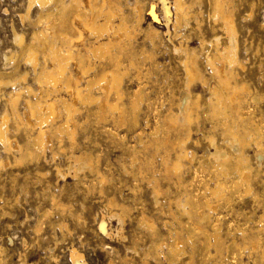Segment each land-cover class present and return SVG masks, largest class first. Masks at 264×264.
Here are the masks:
<instances>
[{
    "label": "rangeland",
    "instance_id": "1",
    "mask_svg": "<svg viewBox=\"0 0 264 264\" xmlns=\"http://www.w3.org/2000/svg\"><path fill=\"white\" fill-rule=\"evenodd\" d=\"M138 1L144 8L143 29L149 31L152 26L159 29L161 34L154 39L155 46L142 31L136 32V36L130 40L137 51L134 61L139 66H127L128 72L122 84L128 95L123 100L128 121L126 125L117 124L116 114L109 110L98 114V104L81 102L71 127L76 126L75 141L68 134L54 129L67 117L61 112L58 122L48 127L52 128L51 150L40 160L24 159L18 163L16 159L21 158L24 152L11 148L5 151L0 143V158L10 161V165L0 167L1 264H74V250L83 256L78 264H264V258L253 253L249 245L253 239L260 240L264 245V222H260V217L264 215V160L257 158L256 145L251 144L245 152L250 159L249 164L253 165L252 193L246 194L244 187L239 186L236 193H228V201L216 202L212 199L218 206L216 211L211 212L212 223L220 218L219 242L212 235L214 232L209 223L205 222L203 231L196 230L199 213L195 212L191 217L177 206V202H185L188 195L197 196L201 203L205 202L203 197L210 199L205 189L208 184L214 189V183L217 184L219 180L229 182V185L237 181L236 175L219 177L213 168L214 160L210 155L215 150L209 137L213 136L214 143L220 148H228L230 154L236 153L237 144L230 136L223 135L222 129L224 123L233 125L236 117L229 109L226 116H216L210 111L206 102L210 98L207 86L199 82L192 86L193 95L201 96V107L195 111L199 118L190 128L184 125V117L180 114L177 125H170L164 118L178 114L187 93L181 56L174 55V45H179L189 36L191 48L201 49L202 34L206 38L205 52L214 53L216 39H219L221 46L228 41L221 23L211 17L213 0H201L198 6L195 5V11H202L198 16L199 20L202 19L201 29H198L197 21L193 18L188 25L183 24L176 31L175 0ZM232 1L229 9L234 14L239 56L244 63V68L238 69L239 79L250 89V93L244 95L242 107L245 110L242 114L250 125L253 123L252 126L262 128L260 140L264 143V0ZM136 2L122 0L123 12L116 16L115 21L119 22L122 13L133 21L135 13L132 6ZM27 9L28 0H0V70L13 71L10 75L13 77L26 74L27 81L21 85L30 88L27 89L29 93H22V98L36 101L37 92L33 93L31 89H37L36 80L42 69L38 67L35 72L25 63L13 32L15 29L29 40L33 31L39 29L33 22L39 15V6L32 8L31 20H23L21 16L27 13ZM103 9L106 13V6ZM104 13L101 20L105 19ZM92 38L93 35L89 36V39ZM143 51L152 53L155 59L145 58ZM13 54L16 57L8 61L11 64L8 67L12 68L5 71V55L10 58ZM200 54L201 66L211 79L206 54L201 51ZM124 60L128 65L127 56ZM107 61L98 65L91 77L111 68ZM88 80H84L83 85H87ZM210 83L216 82L211 79ZM139 86L143 87L145 97L139 103V125L135 126L130 120L133 109L129 95ZM41 87L45 89L44 100L67 97L53 86L43 84ZM94 89L95 94L100 93L98 88ZM2 90L6 94L15 88L7 86ZM4 103L0 104V114L4 113ZM24 105L23 101L17 105L20 114L26 111ZM101 116L104 119L100 121ZM157 125L160 131L152 134ZM8 127L11 130L9 137L27 150L37 126L28 129L18 118H13ZM189 129L192 136L186 147L189 151H195L197 156L191 163L186 162L185 184L181 186L176 179L166 175L164 160L167 158L172 162L175 159L178 148L174 143L178 138H188ZM139 132H144V143L138 139ZM74 156H83L87 160L92 158L94 164L91 168L79 166L77 171L70 169ZM206 169L208 172H203ZM98 171L108 178L105 183L100 182ZM194 173L203 179L198 176L192 182L196 176ZM156 190L160 194L157 195ZM53 197L63 207L55 205ZM113 198L126 210L123 217H120L121 210L108 204ZM201 211L208 212L206 208ZM143 215L155 222L156 236L141 224ZM39 225L40 230L37 229ZM101 225L104 229H101ZM162 239L166 241L165 245L160 250V256L154 257L150 253V246L154 240ZM178 240V254L174 256L170 249L176 248Z\"/></svg>",
    "mask_w": 264,
    "mask_h": 264
},
{
    "label": "bare ground",
    "instance_id": "2",
    "mask_svg": "<svg viewBox=\"0 0 264 264\" xmlns=\"http://www.w3.org/2000/svg\"><path fill=\"white\" fill-rule=\"evenodd\" d=\"M199 3H201V0H175V31L183 24L188 25L189 20L193 18L197 21L199 26L198 29H201L200 21L202 19L199 20V14H202V11L200 10L197 12L194 10L195 5ZM232 3V0H213L211 17L215 22L221 23L222 28L226 31L228 36L227 43L222 46L219 39L214 41V53L205 52L206 38H204L202 34L200 36L201 49L191 48L189 45V36L184 39L182 38L184 42L179 43V45H174V51L176 53L174 55H178V57L181 56L180 63L185 71V88L187 93L185 98H182V106L178 114L164 117L165 121H168L170 125H177L179 119H181L179 117L180 114L184 117V125L189 126V128L198 120L199 114L196 113V110L201 107V96H194L191 90L193 84L197 82L209 88L210 98H208L206 102H208L210 111L213 114L216 116L218 114L226 116L227 109L235 113V123L233 125L231 123H224L222 129L223 135L230 136L233 143L237 144L238 150L235 149L237 152L230 154L227 151L228 148L227 150L220 148L214 143L215 138L213 136L209 137V142L212 144L213 150H215L211 153L210 157L214 160L213 168L217 172V175L219 177L223 176V178L236 175L237 181L234 180L233 183L229 185V182L227 183L218 179L219 181L217 184L216 182L214 183L216 185L214 189L208 184L205 189L212 198L210 197V199H208V197H203L205 198L204 203H201V200L198 201V197L194 195H188L185 202H183V200L177 202L178 208L183 213L191 217L192 215L194 216L195 212L199 213V221L195 223L196 230L200 232L203 231L205 222L209 223L214 232L212 235L216 238L217 242H219L220 218L216 219V223H212L211 212L216 211L218 208L212 199H215L216 202H221L222 200L228 201L230 200V197H227L228 193L237 191L239 186H242V188L244 187L246 194L252 193L251 182L253 180V165L251 166L249 164L250 159L245 153L246 149L251 147V144L256 145V149H258L257 158L259 160H264V143L260 140L262 128L260 126H252L253 123L250 125L242 114L243 110H245L242 107L245 101L244 95H246L250 89L239 79L240 75L238 69L244 68V63L239 56L237 26L234 20V14L233 11L229 9ZM35 5L39 6V15L33 22L39 29L33 31L29 40H26L25 35L19 34L15 29H13V32L14 41L20 49L19 51H21L25 63L30 65L35 72L38 67L42 69L41 73H38L39 75L36 80L37 89H31L33 93L37 92L35 94L36 101L22 98V93H29L27 89L30 88V86L25 87L21 85L27 81L26 74L23 73L13 77L10 76L13 71L2 72V70H0V104L5 101L4 113L0 114V143L4 146L5 151L11 148L19 152H24L21 158L16 159L18 163H21L24 159L40 160L41 157H44L47 152L51 150L52 128L48 127L58 122L57 119L61 112H64L67 117L62 123L56 124L54 129L61 134H68L71 136L72 140L75 141L76 126H74V128L71 127L74 124L73 116L77 111L78 104L81 102L84 104H98V114L99 112L101 113L109 110L114 113V115L116 114L117 124L126 125L128 121L125 116L126 107L123 104V100L126 99L128 95L124 91L122 84L128 72L127 66L137 67L139 64L135 62L136 60L134 61V56L137 55V51L133 44L130 43V40L136 36V32L142 31L146 32L145 34H147V37L152 40L151 43L155 46L154 39L161 34L159 29L152 26L149 27V31L143 29L141 24L144 18V8L138 0L133 6L131 5L135 13L134 20L130 21L129 18L122 13L119 22H116L115 19L118 14L123 12L122 0H28L27 13L21 16L23 20H31L30 12ZM104 6H106L107 9L106 13L103 11ZM70 11L72 13L69 16ZM103 13L105 19L101 20L100 18H102ZM152 13L155 15L154 11ZM91 35H93L92 40L89 39ZM173 40L174 39L171 37V41ZM159 46L160 45H158L157 48H159ZM200 51L206 54V65L211 70L210 77L216 82L215 84L210 83L211 79L207 77L205 72L206 69L201 66ZM143 54L145 58L155 59L152 53L143 51ZM125 56L129 59L127 61L128 65L125 64ZM15 57L14 54L11 55L10 58L5 55V71L12 68L8 67L11 65L8 61ZM41 59H43L42 63ZM107 60H109L111 68L105 69L99 74L91 77V74L95 72L98 65ZM88 78L87 85H83V81ZM43 84L53 86L57 92L63 91L67 97L63 96L55 100H44L45 89H41V85ZM7 86H11L15 88V90L3 94L2 88ZM94 88H98L100 93L95 94ZM144 97L142 86H139L129 95L133 109L130 120L135 126L139 125L137 110L140 105L139 103ZM21 101L24 102L26 109L23 114H20L17 110V105ZM13 118H18L28 129L37 126L35 127L36 133H34L31 138V146L27 150H24L17 141L12 140L8 135V133L11 132L8 123ZM99 119L101 121L104 117L101 116ZM159 131L160 126L157 125L155 129H153L152 134H156ZM189 131L188 138H178L175 141L174 145L178 148V150H176L175 159L172 162L167 158L164 160L166 175L171 179H176V182L181 186L185 184L183 177L186 173V162L191 163L197 156L195 151H189L186 147L192 136V130L189 129ZM143 134L144 132L137 133L140 142H143ZM224 144L222 143V145ZM72 158L74 159V164L70 165L69 168L75 169L76 171L79 170V166L84 165L91 168L94 164L92 158L88 160L83 156H74ZM149 162L151 161L149 160ZM8 165H10L8 158H0V167H6ZM202 169L203 167L201 170ZM58 172H61L60 169ZM203 172L208 171L206 169V171L203 170ZM98 174H100L99 179L101 183H105L108 180L106 175L102 174L101 171H98ZM194 175H196V173H194ZM198 176L199 175H196L192 182H195ZM170 178H168V180ZM169 182L171 183L170 180ZM156 194H160V191L156 190ZM241 196H243V194ZM53 202L55 205L63 207V205L57 201L56 197H53ZM108 204H110V207L121 210L122 214L119 215L123 217L126 210L117 203L114 198L110 199ZM205 208L208 211L207 213L201 211L203 209L205 210ZM260 222H264V215L260 217ZM141 224L151 229L152 234L156 236V225L152 219L143 215ZM40 228L41 226L39 225L37 229L40 230ZM101 229H104L103 225H101ZM262 229L264 232V228ZM165 242L164 239L160 241L154 240L150 246V253L153 254L154 257H159L161 254L160 250L165 245ZM179 245L180 240L176 243L175 249H170L172 255L175 256L178 254L177 248ZM249 245L253 253L256 252L264 258V245L260 240L253 239L250 241ZM82 257L83 256L75 250L73 251L72 260L74 264H78Z\"/></svg>",
    "mask_w": 264,
    "mask_h": 264
}]
</instances>
